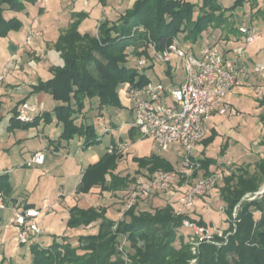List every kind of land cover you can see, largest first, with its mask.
<instances>
[{"label": "trees", "instance_id": "1", "mask_svg": "<svg viewBox=\"0 0 264 264\" xmlns=\"http://www.w3.org/2000/svg\"><path fill=\"white\" fill-rule=\"evenodd\" d=\"M35 1L0 0V39L22 28L23 22L15 14L25 10V2L34 4ZM249 1L252 2L251 13L259 15L264 22V8L258 5L264 0H234L228 7L218 0H134L116 21L101 20L94 35L79 30L85 14H72V21L53 45L63 66L49 67L52 77L31 89L33 94H48L57 105L51 112H39L29 123L17 120L15 108L7 130H29L40 123L48 126L55 121L61 128L59 143L82 140L83 150L99 144L95 127L89 123V112L94 108L102 116L104 108L121 109L120 85L148 83L150 77L146 72L153 70L157 62L150 51L151 45L160 52L172 40L179 41V35H182L180 45L187 50L193 49L203 32L226 26L229 27L226 39L238 38L239 41V36L243 35L236 25L235 11L243 10ZM189 44L193 46H187ZM213 44L216 45L206 43L197 48ZM129 56L137 61L135 68L128 65ZM142 59L147 66L139 70L138 61ZM166 73L172 77L170 64L166 65ZM257 104L264 109V97ZM258 118L259 122H264V113ZM135 134L134 128L130 127L129 138L134 139ZM215 136L216 132L211 130L210 137L201 142L206 146ZM122 159V153L106 150L96 163L83 171L76 192L88 194L93 188L112 193L128 190L134 179L115 173ZM196 160L200 166L192 178L199 172L200 177L212 175L209 168L216 164L213 159ZM133 161L137 166L136 173L144 170L147 177L158 171L175 169L165 158L154 153L133 158ZM263 184L264 154L258 159L253 174L246 170H230L217 190L226 216L222 235L214 234L211 241H201L195 252L191 250V241L185 240L182 221L206 228L204 221L193 218L188 210L176 215L175 208L169 203L144 210L140 200L116 220L107 217L103 207L83 209L73 206L68 208L66 227L73 230L96 228L95 234L79 236L77 245L65 237L46 247L41 246L39 238L26 245L32 244V264H264V193L256 195ZM10 191L7 175H0V193L9 197ZM123 240L125 244L119 250Z\"/></svg>", "mask_w": 264, "mask_h": 264}, {"label": "rangeland", "instance_id": "2", "mask_svg": "<svg viewBox=\"0 0 264 264\" xmlns=\"http://www.w3.org/2000/svg\"><path fill=\"white\" fill-rule=\"evenodd\" d=\"M51 2L53 0H50ZM192 2H200L202 0H191ZM83 2V1H82ZM224 7H228L233 4L234 0H218ZM244 9H237L235 11V21L238 27L249 28L254 32L255 42L248 47L244 52V57L251 59L249 62V68L252 73L255 75L256 68L259 65H264V22L259 15H254L251 13L250 4L251 1L248 2ZM261 3V4H260ZM264 2H259L258 5L261 9H263ZM84 4V3H83ZM257 5V6H258ZM253 7V5H252ZM257 8L256 6H254ZM98 9V8H97ZM32 12V11H31ZM30 12L29 19L27 20L28 24L31 22V19L34 17V13ZM99 12V11H98ZM53 16L49 14L47 17L43 18L41 23L40 20L37 22H32L31 24H53ZM230 22V21H229ZM60 24H66L62 21ZM229 27H223L221 29H208V31L203 32L201 35V39L197 41L195 44V48L200 45L206 44L203 43L202 40L206 41L207 38L212 35L216 36L215 44L219 49H224L226 46V41H228L227 34ZM97 33V32H96ZM95 33V34H96ZM36 31H32L28 33V42L25 40V44L29 46L30 40L35 37ZM26 37V38H27ZM243 36H239L240 41L237 45L243 42ZM179 41L183 43L182 35H179ZM6 40L0 41V46L5 47ZM193 44H189L190 46ZM22 50L18 53H10L5 52L4 50H0V67L1 65H6L8 67L7 71L3 70L4 79L5 75L8 74L15 68V64L20 63V59L23 57ZM130 51V49L128 50ZM258 54V57L255 56ZM17 57L12 61L13 56ZM11 61V64H10ZM31 61V60H30ZM128 65L132 68H135L137 65V61L133 59L132 56L128 58ZM30 69L26 70V75L19 77L16 79V83L11 84L18 88H27L34 85L30 82V80H37L39 74L37 71L33 69L34 67L30 64L28 65ZM171 76L166 73V66L156 62L153 70H147V74L152 81H160L163 86L167 89L172 86H178L182 83L184 79V74L182 70V66L177 59H173L171 64ZM41 68V67H40ZM46 71V70H45ZM49 71V68H48ZM23 72V71H22ZM11 73V72H10ZM3 79V81H4ZM258 79L264 83V79L258 77ZM6 85V84H5ZM260 88L258 92H256V96L259 98L264 97V86ZM10 94H8L9 96ZM16 98V96L14 95ZM8 99V97L6 98ZM5 100V99H4ZM34 100H28V103H33ZM231 108L226 112L225 115H217L212 119V124L208 125V129L211 127L217 129L215 130L216 136L212 139L208 145L204 146L202 142L198 143L195 147V152H199L200 150H205L206 157L213 159L215 162L217 161V166L212 168V174H220L221 180L220 183L216 186V188L209 194L200 197V204L195 206L197 211L191 213L192 216H196V213L199 212L201 214L199 217L204 218L206 223V228L209 230L210 234H219L222 233L223 228L225 227L226 216L224 214V204L218 197V187L222 185V180L225 176L229 175L230 170H246L249 174H253L256 170L257 161L264 154V122H259V115L264 113L261 109L259 111V107L257 105V100L253 98L251 95H231ZM52 104L56 105L52 99H47L46 103L43 106L44 111L52 110ZM9 105V101L3 102V109H5ZM52 108V109H51ZM115 108H104L102 112V116H99L97 111L93 110L89 112L88 118L89 123L93 124L95 127V135L98 139H100V143L88 147L86 150L78 147V145L82 144V140H73L70 142L69 150L70 155L72 156L73 164L75 165V169L69 167V162L71 160H65V158L50 156V151L46 148L43 149L44 153L52 161L53 168L50 172H46L38 175L39 169L27 168L24 167L21 172L26 175H32V181L29 183H25V186H29L23 191L19 192V196L23 194L22 197L27 198L29 201H39L42 202L43 199H47L49 203H55L56 207L52 209L50 213H45L38 220V223L43 225V233L40 238L41 246L45 247L52 241L61 242L64 237H67L69 241H71L74 245H77L76 240L79 236L84 235H92L96 233V228L89 229H80L73 230L68 229L65 226L61 225V220L66 219L67 212L61 211L60 204L63 201L67 207L71 208L73 206H78L83 209H87L90 207L97 208L96 205L99 204L98 201L104 199L100 197V191H94L88 195H82L75 193L76 182L78 180L79 171L76 170L77 162H79L78 166L80 168L86 167L88 163H90L93 157L100 158L103 154L106 153L107 147L109 146L110 137L112 135L114 139V143H126L127 148L122 152L123 159L118 163V171L120 174L125 175L127 173L131 178L137 177L139 174H145V171L142 170L141 173H136L137 166L133 161V158L147 157L153 152L150 150V144L147 140H140V142H134L129 139L128 130L130 128V124L133 122L132 113H130L126 109H118ZM37 114V113H36ZM111 123H116V129L114 127L113 131L109 134L103 133L105 125L107 127H111ZM212 125V126H211ZM4 127V125H2ZM1 126V128H3ZM52 128L50 126L44 125L40 123V125L36 128H30L28 131H20L16 132L15 137H19L23 140L22 145L15 146L10 149V151H6L4 148H9V146H5L7 142L2 141L3 146L0 147V169H10V165H14L16 161V156L20 157V150H23L24 156L28 155V151L38 149L43 145V133L47 134L49 129ZM33 129V130H31ZM38 134L35 137H29L27 133ZM21 134L22 136H18ZM211 131L208 132L205 138L210 137ZM27 137V138H26ZM13 138V135H12ZM135 140L138 141V134H135ZM14 142V141H13ZM12 144V143H11ZM3 148V149H2ZM2 149V150H1ZM9 153V155H7ZM176 149H172L166 153H162L163 157L176 168L179 167V161L176 157ZM178 155V154H177ZM195 158H199V156L195 155ZM67 162V163H66ZM78 171V172H77ZM38 175V176H37ZM201 176V172L198 173L196 178L189 179V183H192L195 179ZM132 184L129 186L126 192L115 195L112 192H107L106 197L110 199V202L117 205L116 210L118 213L123 211L124 201L127 200L129 193L131 191ZM264 184L261 186L260 191L263 190ZM166 194L161 195H153L147 199L140 200L143 205L141 206L144 210H153L157 207H161V203L158 199L166 198L164 197ZM122 202V203H121ZM41 204H36V207H39ZM115 209V208H114ZM112 211L113 215H116L117 212ZM202 211V213H200ZM116 213V214H115ZM0 215L2 216V222L6 223L7 219L10 217V212L8 210L0 211ZM121 215L119 216V218ZM60 225V226H59ZM13 228V227H12ZM185 240L191 241V238L195 240L198 237H194V234L191 230L182 229ZM1 231V228H0ZM7 234V233H6ZM5 237V239H3ZM4 237H0V264H32L33 263V255L31 253L30 247L32 244L28 245H20L15 238V231L13 232L9 229L8 234L4 235ZM197 245L192 244V248H196ZM192 250V249H191ZM193 251V250H192ZM195 252V250L193 251ZM195 261H192L194 263Z\"/></svg>", "mask_w": 264, "mask_h": 264}, {"label": "built area", "instance_id": "3", "mask_svg": "<svg viewBox=\"0 0 264 264\" xmlns=\"http://www.w3.org/2000/svg\"><path fill=\"white\" fill-rule=\"evenodd\" d=\"M82 1L85 5L88 3V0ZM239 31L245 36V44L254 41L252 30L241 27ZM150 51L156 61L165 66L171 64L173 59L179 60L184 79L178 86L167 89L160 81L151 79L142 86L123 84V93L133 116L131 127L138 134V140L149 142L150 150L154 154L166 153L177 147L179 167L172 172L158 171L151 177H147L146 174L135 177L129 196L123 202L122 213L138 200L153 195L170 194L166 201L171 205L177 203L179 207L175 208V213L181 215L194 206L197 198L211 193L220 183V174L200 177L192 183H189V179L200 166L195 158V147L207 134L209 118L213 113L224 115L229 110L230 105L224 102V99L236 85L242 83L241 77L246 71L244 67H237V59L242 55L243 48L235 49L234 59H231L214 44L187 50L174 39L162 51L157 52L153 45ZM146 66L144 59L138 61L139 70ZM255 73L264 79V65H259ZM3 79V73H0V84ZM35 112V106L22 103L17 109V120L29 123L33 120ZM107 132L108 130L104 131ZM126 148V143H112L108 146L107 152L122 153ZM43 161L44 154L37 152L24 162V166L32 168ZM5 208L4 195L0 193V211ZM51 208V205L41 208L18 206L11 208V224L16 241L20 245H26L41 236L42 229L37 220ZM182 228L191 230L194 237H198L197 240L191 238L194 245L201 241L209 242L214 235L209 234L207 228L188 220L182 221ZM221 235L222 233L218 234ZM124 244L125 240L119 246V250H122Z\"/></svg>", "mask_w": 264, "mask_h": 264}, {"label": "crops", "instance_id": "4", "mask_svg": "<svg viewBox=\"0 0 264 264\" xmlns=\"http://www.w3.org/2000/svg\"><path fill=\"white\" fill-rule=\"evenodd\" d=\"M134 0H88V3L85 5L83 4L82 0H53L52 2L50 0H36L34 4L25 2V10L21 13H17L15 14V16H17L20 20H22L23 22V26L22 28L18 31V32H10L6 38L0 39V41H4L6 40V45L5 47H1L0 46V50L1 51H5V52H10V53H20L22 50H25L22 52L23 57L20 59V63L19 64H15V68L10 71L8 74L5 75V79L4 81L0 84V147L4 145V143L2 144V141L7 142L5 143V146H9V148H4L7 152L10 151L11 148L15 147V146H21L23 140H26L25 138L21 139V138H17L15 137L16 132H20V131H28V130H21V129H13L11 131L7 130V127L9 126V118L12 116V110L17 108L20 106L21 102L25 101L28 103V100L32 99L34 100L33 103H29L32 106L36 107V112L33 113V116H36L39 112H44L43 106L46 103L47 99H51V97L48 94L45 93H37V94H33L31 93V89L30 87L27 88H18L14 86H12L11 84H18L16 83V79L19 77H22L24 75H26L25 71L30 69V67L28 66L29 64L31 66H33L34 68L31 69V71H37V73L39 74V76L37 77V80H30L31 83H33L34 85H36L38 82L42 81L45 82L47 80H49L52 77V74L50 73V71H48V68L53 66V67H62L63 66V62L59 57V53L56 52L53 48L54 43L56 42L59 34L64 31L69 23L72 21L71 19V15L75 14V13H83L85 14V18L83 19L82 23L79 26V30L82 33H90L92 35H94L97 32V26L98 23L101 20H108L110 22H114L116 21L120 15H122L125 10L127 8H129V6L132 4ZM98 8V9H97ZM34 13V17L31 19V22H27V20L30 18V12ZM99 11V12H98ZM31 12V13H32ZM49 14H51L54 18H53V24H31L32 22H37L38 20L43 21L44 17H47ZM13 15V14H10ZM65 22L66 24H60ZM31 30L36 31V34L34 38H32L30 40L29 46L27 44H25V40L26 37L28 35L29 32H31ZM216 36H211L208 37L206 41L202 40L203 43H215ZM243 38V37H242ZM237 39H231V41H226V46H224L222 49L224 54L231 58L234 59V50L241 47L243 48L242 51V55L240 56V58H238L237 60V67L242 68L244 67L246 73L243 77H241L242 79V83L239 85H236L232 91L226 96V98L224 99V102L228 103L230 105L231 108V95L234 93L236 95H251L253 98H255V100H259L260 98L256 96V92H258L260 90V88H263L262 86H264V83L261 82L258 79V75L255 73V75L252 73V71L249 68V62L251 59H248L247 57H244V52L245 50L250 47L255 41H253L251 44H245V40L243 38V42L240 43L239 45H237L239 43V41H237ZM255 40V39H254ZM17 56L14 55L12 58V61L16 58ZM258 57V54L255 56V58ZM31 60V61H30ZM11 64V61H10ZM10 66V65H9ZM8 66V67H9ZM8 67L6 68V65H1L0 67V73L5 70L7 71ZM41 67V68H40ZM46 70V71H45ZM23 71V72H22ZM172 78V77H171ZM6 84V85H5ZM8 94H10L8 96ZM14 95L16 96V98L14 97ZM118 96H119V100L120 103L122 105L121 109H126L130 112L129 108H128V102L127 99L123 93V84L119 86L118 88ZM8 97V99H6ZM5 99V100H4ZM9 101V105L3 109V102ZM53 101V100H52ZM56 103V102H55ZM57 105V103H56ZM56 105L52 104V108H54ZM258 105V104H257ZM51 108V109H52ZM261 109L264 111L263 108L259 107V111H261ZM53 110V109H52ZM47 111V112H51ZM115 111H117L118 109H114ZM120 110V109H119ZM37 113V114H36ZM131 113V112H130ZM226 114V113H225ZM224 114V115H225ZM217 115H220L218 113H213L211 115V117L209 118L208 122H207V128L209 124H212V119L214 117H217ZM4 125V127L2 126ZM110 125H112L111 127H107L105 125L103 133L105 130H108L107 134L111 133L113 131L114 127L116 129L117 124L111 123ZM1 126L3 128H1ZM52 128L49 129L48 133L45 134H41L42 138H43V145H41V147H39L38 149L35 150H31L28 151V155L24 156L23 154V150H20V157L18 158L16 156V161L19 163H16L14 165H10V169H0V175L2 174H6L8 177V184L10 186V195L9 197H6L4 195V202L6 205V208L4 209L5 211L8 210L10 212V217L7 219L6 223L2 222V216L0 215V237H4V235L8 234L9 229H11L14 232V228H12V224H11V208L18 206V207H30V208H41L45 205H51L52 208L50 209V211L48 213H50L52 211V209L54 207H56V202L55 203H49L47 201V199H43L42 202L40 203L39 201H29L27 198L22 197L23 194L21 195V197L19 196V192H21V190L23 191L24 189L28 188L29 186H25V183H29L32 181V175H26L24 174L22 171V169L25 167L24 166V162L34 153L37 152H42L44 154V161L42 164L40 165H36L34 167H32L33 169H39L38 175L46 172H50L53 168L52 163H54L53 161L55 160L56 157L61 156L62 158H65V160H71V162H69V167L75 169V165L73 164L72 161V156L70 155V150H69V145L70 142H58V137L61 133V128L56 125L55 121H53L52 124L48 125ZM212 126V125H211ZM131 127V124H130ZM130 129V128H129ZM217 127L215 128H209L207 130V134L208 132H210L211 130H216ZM33 130V129H31ZM28 138L30 137H35L37 134H35L34 132L32 133H27ZM206 134V136H207ZM13 135V138H12ZM18 136H22L21 134H18ZM205 136V137H206ZM27 138V137H26ZM110 142L109 145L111 144V142H115L112 135L110 137ZM130 139V138H129ZM206 139V138H204ZM134 142H140V140H135L131 139ZM14 141V142H13ZM12 143V144H11ZM200 143V142H199ZM198 145V144H197ZM196 145V146H197ZM78 147L81 148V145H78ZM46 148L50 151V156H54L55 158L52 161H49L50 159L48 158V156L44 153L43 149ZM3 149V148H2ZM1 149V150H2ZM172 149H176V157L178 158V149L177 147H173ZM170 149V150H172ZM7 155H9V153H7ZM160 155L161 157H163V155L161 154H157ZM196 156H199V158L196 159H203V158H209L206 157V153L205 150H200L198 153L195 152ZM101 158V157H100ZM99 157H93V159H91L90 163H88L86 165V167L90 164H94L96 163L99 159ZM164 158V157H163ZM178 161V160H177ZM67 163V162H66ZM79 162H77V166H76V170L78 169L79 171V175H78V180L76 182V187L75 189H77V186L80 183L81 177H82V173L83 171L86 169V167L84 168H80V165L78 166ZM217 161L216 164L211 166L209 169L212 173L213 170L212 168H214L215 166H217ZM174 168L176 169V167L174 166ZM77 171V172H78ZM115 173H118V175L120 177H123L125 175H127V173L120 174V172L118 171V167L115 171ZM37 175V176H38ZM100 191L98 188H93L91 190L90 193L94 192V191ZM123 192L126 191H118V192H114L112 194L118 195L121 194ZM76 193V191H75ZM88 193V194H90ZM88 194H82V195H88ZM100 197L104 198L101 199V201H98L99 204L96 205L97 208L99 207H103L106 208V216L116 220L119 218L120 215H122V212H117L115 211L117 208L115 204H113V202H110V199L108 197H106V194H109L107 192H101L100 191ZM170 194H166V196L164 197H168ZM161 203V207L164 206L166 203H168L166 201V198H162V199H158ZM62 203L60 204V209L61 211L67 212V217L64 220H61V225L65 226L66 225V220L68 218V208L66 205H64L65 203L63 201H61ZM176 202V200L174 201ZM200 199L197 198L195 201L194 206L192 207L191 210H188V212L193 213L194 211H197V208L195 206H197L198 204H200ZM122 203V202H121ZM36 204H41L39 207H36ZM174 208H178L179 205L177 203H174V205H172ZM115 208V209H114ZM2 211V210H1ZM115 211L117 212L116 215H113L111 212ZM187 210H185L184 212H186ZM202 213V211L200 212ZM201 214L196 213V216H192L195 219L198 220H202L205 222L204 218L199 217ZM42 217V216H41ZM40 217V218H41ZM38 218V220L40 219ZM37 220V222H38ZM39 224V223H38ZM43 223L41 222V225L39 224V226L42 229V233H43ZM60 226V225H59ZM70 231H73V229H71ZM7 233V234H6ZM39 237V242H40V238ZM68 242L71 243V241H69L67 239V237H65ZM5 239V237L3 238ZM41 244V242H40ZM51 244V242L49 244H47V246H49ZM46 247V246H45Z\"/></svg>", "mask_w": 264, "mask_h": 264}, {"label": "water", "instance_id": "5", "mask_svg": "<svg viewBox=\"0 0 264 264\" xmlns=\"http://www.w3.org/2000/svg\"><path fill=\"white\" fill-rule=\"evenodd\" d=\"M262 193H264V188H263V190H261V192H258L257 194H262Z\"/></svg>", "mask_w": 264, "mask_h": 264}]
</instances>
